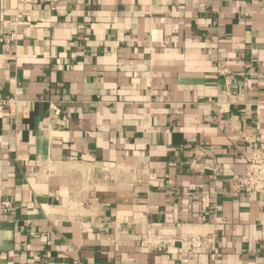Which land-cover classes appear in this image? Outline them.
Returning <instances> with one entry per match:
<instances>
[{"label":"crops","instance_id":"1","mask_svg":"<svg viewBox=\"0 0 264 264\" xmlns=\"http://www.w3.org/2000/svg\"><path fill=\"white\" fill-rule=\"evenodd\" d=\"M0 39V264H264V0H0Z\"/></svg>","mask_w":264,"mask_h":264},{"label":"built area","instance_id":"2","mask_svg":"<svg viewBox=\"0 0 264 264\" xmlns=\"http://www.w3.org/2000/svg\"><path fill=\"white\" fill-rule=\"evenodd\" d=\"M23 15V10L18 9L14 17L11 19L9 26L11 30L9 34L10 40L17 39L18 20H20ZM247 139V135H244V140ZM193 153H195L196 158L200 152H198L197 150H193ZM201 154L204 155V153ZM194 162L195 160L193 158L190 164L192 165V163ZM231 190L235 194L239 193L243 195H264V145H253L249 147L246 157L245 172L243 174H235L232 176ZM4 203L8 206L7 202ZM191 245L194 246L195 242L193 241ZM158 247H167L165 241H161Z\"/></svg>","mask_w":264,"mask_h":264}]
</instances>
